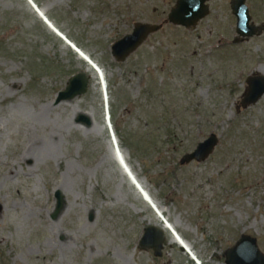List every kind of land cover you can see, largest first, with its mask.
Wrapping results in <instances>:
<instances>
[{
    "label": "rangeland",
    "instance_id": "1",
    "mask_svg": "<svg viewBox=\"0 0 264 264\" xmlns=\"http://www.w3.org/2000/svg\"><path fill=\"white\" fill-rule=\"evenodd\" d=\"M31 1L95 69L27 0H0V264H225L241 234L264 255V95L239 106L264 76V31L233 43L230 0L189 29L167 21L176 0ZM246 4L264 21V0ZM139 22L161 29L116 62L111 44ZM78 73L86 92L56 103ZM212 133L206 160L179 164ZM147 226L164 232L161 257L138 246Z\"/></svg>",
    "mask_w": 264,
    "mask_h": 264
},
{
    "label": "water",
    "instance_id": "2",
    "mask_svg": "<svg viewBox=\"0 0 264 264\" xmlns=\"http://www.w3.org/2000/svg\"><path fill=\"white\" fill-rule=\"evenodd\" d=\"M30 1V0H28ZM209 0H176L174 6L167 15V21L173 25L184 28H193L198 21L209 13ZM230 8L236 17V34L233 42L238 43L241 38H250L259 35L264 28L250 24V15L245 0H231ZM161 29V25L150 23H135L131 33L114 41L110 46L111 56L116 62H123L129 55L135 52L147 37ZM247 89L243 94L239 106L245 108L256 103L264 95V76L250 75L246 78ZM88 87V78L83 73L71 76L65 89L58 93L56 103L68 101L82 95ZM85 124L87 118H81ZM219 138L212 133L203 141L199 142L192 152L184 154L179 160L180 165L192 161L201 162L206 160L215 150ZM55 206L51 218L55 219L64 207V200L59 191L54 193ZM92 216H90V219ZM166 241L164 232L155 227L147 226L138 241L141 249H150L155 257H161L162 248ZM225 264H264V255L258 249L255 238L241 234L233 246L224 252Z\"/></svg>",
    "mask_w": 264,
    "mask_h": 264
},
{
    "label": "bare ground",
    "instance_id": "3",
    "mask_svg": "<svg viewBox=\"0 0 264 264\" xmlns=\"http://www.w3.org/2000/svg\"><path fill=\"white\" fill-rule=\"evenodd\" d=\"M28 2L34 8L35 12H37L38 16L43 20V22L48 26V28L53 33H55L59 38H61L70 48H72L80 56V58H82L88 64L89 67L95 69V66H94L93 62L90 60V58H88L87 55H85L82 51H80L79 49H77L75 45H73L71 42H69L66 37H64L57 29H55L54 26L52 25V23L45 17V15L43 14V12H41L40 10H38L37 7L33 4V2L31 0L28 1ZM84 73H86V72L84 71ZM106 99L108 101V96L107 95H106ZM114 152H115V155H116L118 161L120 162V164L123 166V169L125 170L124 173L127 174V175L128 174L129 175H133V177L135 178V176L132 173L131 169L127 166V164L125 162V159H124V156L120 153V151L117 150V151H114ZM132 184H134V185L137 184V185H135V187L138 190V192L141 193L140 190H139V188H142V186L140 185V183L137 180H135V181L132 182ZM141 196H143V199L155 211V214H156L157 218L159 219V221L162 224V229L163 230L167 229L171 233H173L174 234V239L176 240V242H178V244L186 252H188L191 255V258L194 260L195 254L192 252L191 247L188 244H186L184 242V240L181 239V237L178 235V233L174 230L173 226L169 223V221L167 220V218H165V216L163 215L162 210H160L157 207V205L155 204V202L153 201V199L151 198V196L149 195V193L146 192L144 194H141Z\"/></svg>",
    "mask_w": 264,
    "mask_h": 264
},
{
    "label": "flooded vegetation",
    "instance_id": "4",
    "mask_svg": "<svg viewBox=\"0 0 264 264\" xmlns=\"http://www.w3.org/2000/svg\"><path fill=\"white\" fill-rule=\"evenodd\" d=\"M231 1V0H230ZM245 4H246V0H245ZM246 6H247V4H246ZM247 8H248V6H247ZM248 12H249V15H250V24L251 23H253L255 26H257V27H262V28H264V21H262V22H259V23H255L253 20H252V16H251V14H250V11H249V8H248ZM235 24H236V18H235ZM235 32H236V25H235ZM236 38V37H235ZM246 39V38H245ZM244 38H241L240 37V39H239V41H242V40H245Z\"/></svg>",
    "mask_w": 264,
    "mask_h": 264
}]
</instances>
